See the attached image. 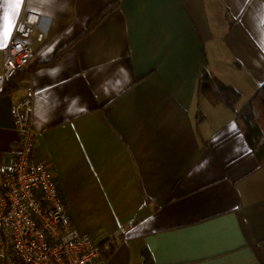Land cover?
I'll return each instance as SVG.
<instances>
[{"label": "crops", "instance_id": "crops-1", "mask_svg": "<svg viewBox=\"0 0 264 264\" xmlns=\"http://www.w3.org/2000/svg\"><path fill=\"white\" fill-rule=\"evenodd\" d=\"M114 1L0 0L5 46L22 12L43 34L0 96V177L11 104L30 96L32 157L72 228L117 243L95 264H142L143 249L148 264H264V166L234 121L264 82L263 1L118 0L76 39ZM204 72L240 94L233 110L196 97Z\"/></svg>", "mask_w": 264, "mask_h": 264}, {"label": "built area", "instance_id": "built-area-1", "mask_svg": "<svg viewBox=\"0 0 264 264\" xmlns=\"http://www.w3.org/2000/svg\"><path fill=\"white\" fill-rule=\"evenodd\" d=\"M39 16L22 12L2 50L0 92L32 59L30 40L40 42ZM17 153L1 170L0 257L6 264H95L108 250L71 226L54 180L33 160V107L30 96L11 104Z\"/></svg>", "mask_w": 264, "mask_h": 264}, {"label": "trees", "instance_id": "trees-1", "mask_svg": "<svg viewBox=\"0 0 264 264\" xmlns=\"http://www.w3.org/2000/svg\"><path fill=\"white\" fill-rule=\"evenodd\" d=\"M262 1L264 4V0ZM117 3L118 0H115L110 6L101 11L94 20L88 23L86 29L80 35H78L76 39L93 30L94 27H96L110 11L115 9ZM20 74L13 77L11 80L4 84V87L0 92V96L8 91L7 89H5V87L10 82L15 83L19 80ZM15 87L16 84L12 86V89H14ZM196 97H206L211 101L212 104H221L231 110L234 109V106L240 100V94L237 91L229 86L222 84L219 80L212 76H209L205 72L198 80ZM234 121L236 122L239 131L244 135L248 146L251 152L254 154L259 166H264V82L256 89L254 94L239 110L234 111ZM238 218L247 244L252 248V250L255 251L257 255L255 244L248 238L247 234L245 233L242 217L240 214H238ZM98 244L103 245L105 244V242ZM116 246L117 243H108V250L104 251L102 253V256L107 258L114 251ZM141 256L142 264H148L150 258L149 253L146 249H143ZM257 258L262 264L258 255Z\"/></svg>", "mask_w": 264, "mask_h": 264}, {"label": "snow or ice", "instance_id": "snow-or-ice-1", "mask_svg": "<svg viewBox=\"0 0 264 264\" xmlns=\"http://www.w3.org/2000/svg\"><path fill=\"white\" fill-rule=\"evenodd\" d=\"M20 2H23V0H20ZM10 31L8 32V35L10 36ZM5 39H4V22L3 19L0 18V47L5 46Z\"/></svg>", "mask_w": 264, "mask_h": 264}]
</instances>
